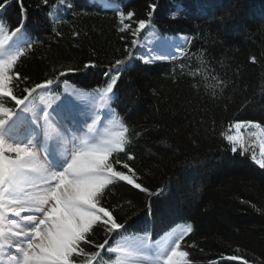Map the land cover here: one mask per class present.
Returning <instances> with one entry per match:
<instances>
[{"label":"trees","instance_id":"trees-1","mask_svg":"<svg viewBox=\"0 0 264 264\" xmlns=\"http://www.w3.org/2000/svg\"><path fill=\"white\" fill-rule=\"evenodd\" d=\"M109 1L134 11L138 18H147L148 4L156 3L152 19L157 36L191 38L190 52L206 50L210 69L228 81L223 95L212 97L199 76L187 74L198 67L195 56L152 64L137 58L129 62L114 88V107L141 133L133 140L135 159L129 163L142 175V183L153 191L164 187L165 192L148 198L121 183L112 202L123 205L115 213L121 223L126 221L123 231L148 232L155 241L191 223L193 232L184 244L196 245L186 248L194 264H240L223 259L228 255L264 264V170L251 161L250 154L233 155L220 136L234 120L264 123V0ZM53 2L58 0H49ZM22 3L25 30L38 40L35 51L22 58L17 69L21 76L30 77L29 84L45 79L52 65L82 67L93 61L97 67L61 78L90 91L105 84L106 66L115 58L126 55V49L135 52L131 34L118 31L115 8L66 0L73 7L59 9L65 23L56 26L62 33L57 37L43 0ZM201 8H206V15ZM226 11L231 16L220 22L218 17ZM21 18L20 0L0 11V19L12 27ZM74 31L79 34L74 36ZM149 31L141 33L140 41ZM253 55L256 64L251 62ZM179 64L186 66L185 74L177 67L173 77L172 69ZM194 83L201 85L199 90L192 87ZM62 87L57 91L62 92ZM149 200L150 213L145 206ZM97 238L102 240L103 233ZM116 239L114 234L109 244Z\"/></svg>","mask_w":264,"mask_h":264},{"label":"snow or ice","instance_id":"snow-or-ice-1","mask_svg":"<svg viewBox=\"0 0 264 264\" xmlns=\"http://www.w3.org/2000/svg\"><path fill=\"white\" fill-rule=\"evenodd\" d=\"M12 2L0 0V11ZM43 3L50 9L47 15L53 22L52 32L62 36L56 26L65 21L58 11L73 5L66 0ZM156 8V3L148 4L147 18H138L134 11L119 6L114 9L118 31L133 37L131 48L140 44L146 29L156 36L152 19ZM20 11L22 18L15 27L0 19V264H194L186 248L196 245L184 244L193 232L191 223L153 241L148 232L123 231L126 221L121 223L115 215L123 206L112 202L121 183L148 198L165 192L164 187L153 191L142 183V175L129 163L135 159L133 140L141 133L114 107V88L134 53L126 49V55L115 58L106 66L105 84L90 91L61 78L97 67L93 61L82 67L52 65L45 79L29 84L30 77L21 76L17 69L21 59L35 51L38 40L25 30L22 0ZM201 14H207L206 8H201ZM225 16L231 12L218 20L223 22ZM191 42L185 37L184 43L172 45L167 55L146 56L143 63L195 56L198 67L187 74L199 76L204 91L212 97L223 95L228 81L210 69L206 50L190 52ZM250 59L253 64L258 62L255 55ZM219 63L224 67L223 60ZM177 67L185 74L186 66L179 64L172 69L173 77ZM61 85L63 91H57ZM192 87L199 90L201 85ZM220 136L233 155L250 154L251 161L264 170V123L234 120ZM125 202L134 207L131 201ZM145 206L150 213V200ZM99 233H103L102 240L97 238ZM114 234L119 239L110 245ZM223 259L251 264L242 255Z\"/></svg>","mask_w":264,"mask_h":264},{"label":"rangeland","instance_id":"rangeland-1","mask_svg":"<svg viewBox=\"0 0 264 264\" xmlns=\"http://www.w3.org/2000/svg\"><path fill=\"white\" fill-rule=\"evenodd\" d=\"M156 39V36H153V33H148L144 39L142 41H140V44L138 46V53L136 52V54H134V57L141 59L143 61V57L146 56H155L156 55V50L155 49V42L154 40ZM176 39H180L179 42L180 44H183L185 41V37H177L175 39H173V43H175ZM179 45V44H178ZM152 50L151 52L149 50ZM163 52L161 51L160 54H162ZM164 54V53H163ZM166 55V54H165ZM62 91H63V87H62ZM61 99H63V96L61 97Z\"/></svg>","mask_w":264,"mask_h":264},{"label":"bare ground","instance_id":"bare-ground-1","mask_svg":"<svg viewBox=\"0 0 264 264\" xmlns=\"http://www.w3.org/2000/svg\"><path fill=\"white\" fill-rule=\"evenodd\" d=\"M150 33H152V32H150ZM173 39H175V38L171 37V36L158 37L156 34V39L154 40L155 46H156L155 49H157L156 55H160L161 51L164 53V55L165 54L167 55L168 52L171 50L172 45H178L180 39H176L175 43H173V41H174ZM57 103H58V101H57Z\"/></svg>","mask_w":264,"mask_h":264}]
</instances>
